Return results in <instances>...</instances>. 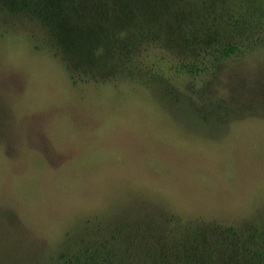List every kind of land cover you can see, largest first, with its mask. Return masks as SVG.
I'll return each instance as SVG.
<instances>
[{
	"label": "rangeland",
	"instance_id": "1",
	"mask_svg": "<svg viewBox=\"0 0 264 264\" xmlns=\"http://www.w3.org/2000/svg\"><path fill=\"white\" fill-rule=\"evenodd\" d=\"M192 2L188 23L238 49L197 77L180 67L200 58L189 28L146 2L142 21L127 8L88 19L62 62L0 0V264H56L123 236L130 261L153 253L138 264L264 255V15L255 0ZM142 22L157 32L146 46Z\"/></svg>",
	"mask_w": 264,
	"mask_h": 264
},
{
	"label": "trees",
	"instance_id": "2",
	"mask_svg": "<svg viewBox=\"0 0 264 264\" xmlns=\"http://www.w3.org/2000/svg\"><path fill=\"white\" fill-rule=\"evenodd\" d=\"M145 0V5L148 11L152 12V15L163 11L167 18H174L175 21L179 22V26H187L189 28V33H191L192 42H196V45L200 47V58L196 59L193 63L180 64V67L190 75L199 76L204 72L209 70V66L215 67L220 62L231 58L236 55L238 49L233 45H224L221 43V39L217 35L216 27L213 23L200 25L199 22L188 23L190 20L185 14V8L187 6H192V0ZM258 1L259 10L264 15V0ZM5 6L12 12L18 14H24L31 20L38 22L44 32L47 34L46 47L51 48L50 50H59L62 47V57L61 61L65 62L67 57L70 56V51L72 52L71 43L77 34L80 32L77 30L80 26L85 25L88 19H95L100 24L107 23L114 24L117 19L121 18L123 8L130 9L132 14L136 19L141 20L143 15L140 14V0H3ZM170 6L178 7L177 12L171 15L168 9ZM195 12L199 10V6H194ZM138 12H137V11ZM139 13V14H138ZM91 14H97L99 18L94 17ZM140 16V17H139ZM123 17V16H122ZM124 18V17H123ZM165 17H162V19ZM100 20V22H99ZM132 20V21H134ZM142 21V20H141ZM123 22L125 20L123 19ZM137 23V22H136ZM188 23V24H187ZM202 24V23H201ZM141 32L140 37L145 41L144 46H146L152 38L155 37L156 33L150 23H143L140 25ZM260 30L264 31L263 26L260 25ZM201 36V37H200ZM189 38V39H191ZM143 46V47H144ZM55 50L54 57L59 58L60 53ZM139 51V49H137ZM69 73L71 81L75 84V78L79 76H73L68 65L64 67ZM154 68V67H153ZM148 69H152L148 67ZM153 71V69H152ZM119 238V237H118ZM128 239L123 236L122 239H117L114 241L111 247H103L100 250L98 247L93 249H85L82 253L69 255L62 254L59 256L56 264H138V262H145V258L151 260L153 258V253L151 255H146L143 259L139 255H136L134 251L133 259L138 257L136 261H130V246L133 245L132 242H127ZM194 249L201 247L200 245L192 244ZM190 254L187 261L184 263L179 258V255L174 256L175 260L171 258L167 261L165 258H159L157 264H210L208 262L202 263L203 258L200 255L194 254L192 250H186L185 253ZM255 253V259L252 264H263L264 255L263 253ZM150 253V252H149ZM183 253V252H182ZM136 255V256H135ZM213 256L209 258L212 261ZM210 262V261H209Z\"/></svg>",
	"mask_w": 264,
	"mask_h": 264
}]
</instances>
